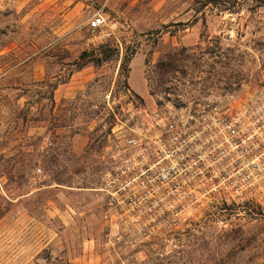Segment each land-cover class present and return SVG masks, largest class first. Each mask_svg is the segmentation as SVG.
<instances>
[{
  "label": "rangeland",
  "instance_id": "obj_1",
  "mask_svg": "<svg viewBox=\"0 0 264 264\" xmlns=\"http://www.w3.org/2000/svg\"><path fill=\"white\" fill-rule=\"evenodd\" d=\"M207 3L25 0L0 15V264H264L262 209H116L99 190L131 100L179 115L264 94V0ZM102 45L111 61L76 68Z\"/></svg>",
  "mask_w": 264,
  "mask_h": 264
},
{
  "label": "built area",
  "instance_id": "obj_2",
  "mask_svg": "<svg viewBox=\"0 0 264 264\" xmlns=\"http://www.w3.org/2000/svg\"><path fill=\"white\" fill-rule=\"evenodd\" d=\"M25 0H0V15ZM95 44L112 35L101 12L89 20ZM104 148L102 186L109 206L125 210H264V94L230 95L191 114L122 107Z\"/></svg>",
  "mask_w": 264,
  "mask_h": 264
},
{
  "label": "trees",
  "instance_id": "obj_3",
  "mask_svg": "<svg viewBox=\"0 0 264 264\" xmlns=\"http://www.w3.org/2000/svg\"><path fill=\"white\" fill-rule=\"evenodd\" d=\"M219 2L220 0H208L207 4L217 5L219 4ZM113 52L114 50L111 49L109 45H102L98 48L97 51L93 52L85 51L81 54L78 62H76V68L78 70H81L89 64H94L97 66L103 65L104 63H107L113 59ZM126 63L125 65H127ZM172 68L173 66L171 65V69ZM169 72L170 70L168 71V73Z\"/></svg>",
  "mask_w": 264,
  "mask_h": 264
}]
</instances>
